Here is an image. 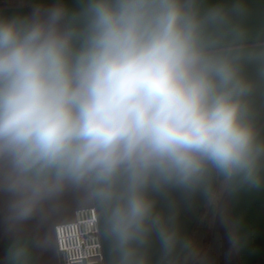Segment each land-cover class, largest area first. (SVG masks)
Instances as JSON below:
<instances>
[{
  "label": "clouds",
  "instance_id": "obj_1",
  "mask_svg": "<svg viewBox=\"0 0 264 264\" xmlns=\"http://www.w3.org/2000/svg\"><path fill=\"white\" fill-rule=\"evenodd\" d=\"M243 92L198 50L178 0L0 16V156L18 173L17 214L64 179L90 182L123 247L149 231V185L191 184L208 165L258 184V149L235 98Z\"/></svg>",
  "mask_w": 264,
  "mask_h": 264
},
{
  "label": "crops",
  "instance_id": "obj_2",
  "mask_svg": "<svg viewBox=\"0 0 264 264\" xmlns=\"http://www.w3.org/2000/svg\"><path fill=\"white\" fill-rule=\"evenodd\" d=\"M86 0H0V16L31 18L35 9L65 7L77 12ZM196 24L198 50L227 65L243 87L235 97L241 120L258 149L252 184L206 166L191 184L161 183L145 190L153 204L149 231L120 247L108 226L109 206L97 185L64 179L21 218V199L9 156H0V264H61L55 227L75 212L97 214L104 264H264V0H178ZM49 186L56 184L53 175ZM123 179L117 181L122 190Z\"/></svg>",
  "mask_w": 264,
  "mask_h": 264
},
{
  "label": "built area",
  "instance_id": "obj_3",
  "mask_svg": "<svg viewBox=\"0 0 264 264\" xmlns=\"http://www.w3.org/2000/svg\"><path fill=\"white\" fill-rule=\"evenodd\" d=\"M61 264H104L95 209L75 212L74 221L55 227Z\"/></svg>",
  "mask_w": 264,
  "mask_h": 264
}]
</instances>
